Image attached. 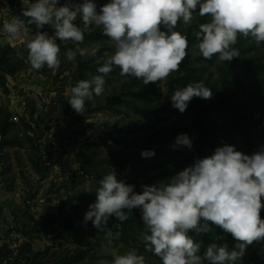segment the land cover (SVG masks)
<instances>
[{
  "label": "rangeland",
  "instance_id": "obj_1",
  "mask_svg": "<svg viewBox=\"0 0 264 264\" xmlns=\"http://www.w3.org/2000/svg\"><path fill=\"white\" fill-rule=\"evenodd\" d=\"M107 2L96 0L97 11ZM25 7L22 0H0V27L18 16L30 39L37 29L21 14ZM209 20L197 9L189 25L178 22L175 30L187 36L188 47L177 71L144 85L134 76H121L114 66L105 77V91L86 102L83 114L68 99L79 71L90 79L115 51L102 28L85 29L78 16L75 23L84 29V40L58 39L60 66L54 70H34L26 46L0 32V264H98L129 250L143 254L146 264H161L146 251L142 234L147 229L139 209L125 210L129 218L110 246L105 231L84 223L109 167L142 193L143 185L167 182L217 147L234 145L251 155L264 146V43L239 36L234 46L239 57L231 62L219 61L218 54L205 59L195 33ZM42 31L54 35L55 30L45 25ZM68 50L74 53L71 61ZM186 80L203 81L213 95L199 98V108L192 99L181 113L171 95ZM180 134L192 139L191 148L172 147ZM144 150H154L155 156L142 158ZM116 223L110 217L108 227ZM211 227L208 234L190 233L201 243V253L213 242L227 243L230 250L235 246L230 234ZM240 264H264V240L249 245Z\"/></svg>",
  "mask_w": 264,
  "mask_h": 264
},
{
  "label": "clouds",
  "instance_id": "obj_2",
  "mask_svg": "<svg viewBox=\"0 0 264 264\" xmlns=\"http://www.w3.org/2000/svg\"><path fill=\"white\" fill-rule=\"evenodd\" d=\"M22 3L27 7L21 14L36 25L35 34L27 38L24 21L18 16L4 20L0 32L26 46L34 70L60 66L58 39L84 40V29L75 23L78 16L85 29L100 27L114 42L115 51L97 68L98 74L71 88L68 104L78 114H83L86 102L103 94L105 77L114 66L120 68L121 76H134L144 85L177 71L187 55L188 40L175 29L180 21L189 25L197 9L199 16L210 17L195 33L196 48L203 58L218 54L219 61L231 62L240 56L239 48L234 47L239 36L250 37L257 45L264 43V0H108L99 11L96 0H66L62 5L60 0ZM45 25L55 30L54 35L42 31ZM66 57L73 60V51L68 50ZM212 95L203 81L192 82L171 95L172 106L183 113L194 97L207 100ZM192 143L187 134H180L172 147L191 148ZM141 156L153 157L155 151L144 150ZM134 189L109 167L95 190L96 200L89 205L84 223L91 221L96 229L105 231L109 246L129 218L125 210L133 209L140 210L147 229L142 234L146 251L158 256L161 264H240L247 247L264 240V146L248 155L225 144L210 156L195 159L167 182L143 185L142 193ZM110 217L118 221L112 228L108 227ZM212 225L237 241L231 250L227 243L213 242L201 253V243L190 233L208 234ZM98 264H146V259L137 250H129Z\"/></svg>",
  "mask_w": 264,
  "mask_h": 264
},
{
  "label": "trees",
  "instance_id": "obj_3",
  "mask_svg": "<svg viewBox=\"0 0 264 264\" xmlns=\"http://www.w3.org/2000/svg\"><path fill=\"white\" fill-rule=\"evenodd\" d=\"M0 63L3 64L4 61H1ZM1 64H0V65H1ZM182 74H183L184 76L186 75V74H185V69H184V68H183ZM82 79H83V71L81 70V71H79V74H78V81H79V80H82ZM187 84H188V80L185 81V86H186ZM193 100H194L195 104L197 105V108H199L200 105H201V101H200L199 97H194ZM198 105H199V106H198ZM3 132H6V128L3 129Z\"/></svg>",
  "mask_w": 264,
  "mask_h": 264
}]
</instances>
